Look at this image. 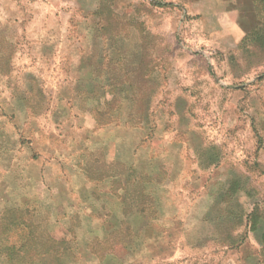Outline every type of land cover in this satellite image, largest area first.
Instances as JSON below:
<instances>
[{
	"label": "rangeland",
	"instance_id": "1",
	"mask_svg": "<svg viewBox=\"0 0 264 264\" xmlns=\"http://www.w3.org/2000/svg\"><path fill=\"white\" fill-rule=\"evenodd\" d=\"M218 18L0 0V256L264 264V7Z\"/></svg>",
	"mask_w": 264,
	"mask_h": 264
},
{
	"label": "crops",
	"instance_id": "2",
	"mask_svg": "<svg viewBox=\"0 0 264 264\" xmlns=\"http://www.w3.org/2000/svg\"><path fill=\"white\" fill-rule=\"evenodd\" d=\"M170 6L182 9L187 16L201 19L204 24L218 22L219 16L241 17L255 14L264 7V0H166ZM221 22V21H219Z\"/></svg>",
	"mask_w": 264,
	"mask_h": 264
},
{
	"label": "trees",
	"instance_id": "3",
	"mask_svg": "<svg viewBox=\"0 0 264 264\" xmlns=\"http://www.w3.org/2000/svg\"><path fill=\"white\" fill-rule=\"evenodd\" d=\"M0 260H2L3 262H6L5 264H20L18 260L12 258V257H6L3 258L2 255L0 256ZM1 264V262H0Z\"/></svg>",
	"mask_w": 264,
	"mask_h": 264
}]
</instances>
